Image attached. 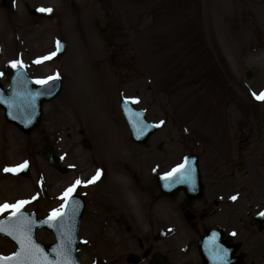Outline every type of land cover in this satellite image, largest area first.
<instances>
[{"label": "rangeland", "instance_id": "rangeland-1", "mask_svg": "<svg viewBox=\"0 0 264 264\" xmlns=\"http://www.w3.org/2000/svg\"><path fill=\"white\" fill-rule=\"evenodd\" d=\"M9 2L4 8L0 0V82L7 87L13 69L23 65L37 81L59 75L64 87L45 106L42 125L31 137L7 124L0 110V219L19 208L46 217L62 210L72 191L86 203L81 264H127L128 254L145 258L155 250L173 264H201L197 239L182 224L179 199H163L156 187L158 175L194 153L204 158L200 166L211 194L224 200L207 225L235 232L248 264H264V231L248 225V215H264V48L257 40L264 35V1ZM100 27L109 30L106 36ZM176 30L180 38L173 53L167 42L174 45ZM57 40L67 43L60 61L54 57ZM121 97L159 127L145 146L130 139ZM43 136L67 174L45 160ZM245 137L252 158L247 174L238 176ZM118 143L126 146L122 160L106 153ZM213 152L223 157L222 165L207 163ZM25 162L32 165L29 178L15 172ZM115 170L129 175L126 182L143 202L132 195L126 199L111 175ZM165 222L172 226L161 225ZM160 231L163 241L157 240ZM36 238L54 242L46 230H38ZM14 252L12 242L0 237V255Z\"/></svg>", "mask_w": 264, "mask_h": 264}, {"label": "water", "instance_id": "water-1", "mask_svg": "<svg viewBox=\"0 0 264 264\" xmlns=\"http://www.w3.org/2000/svg\"><path fill=\"white\" fill-rule=\"evenodd\" d=\"M7 6V0H3ZM36 15L35 12L31 11ZM66 46L58 43L57 57L64 55ZM251 78V73H248ZM62 90V81L54 78L48 82L36 85L31 80L24 68L14 70L10 79V87L5 92L0 83V108L4 110L7 122L17 126L26 135L35 131L41 123L43 105L56 99ZM121 109L132 139L138 144H144L153 135L157 127L148 123L143 111L135 109L128 100L122 99ZM85 147L89 142L84 143ZM46 159L49 163L65 172L60 167V160L55 151H46ZM30 166L27 164L19 171L24 176H29ZM158 187L166 196H174L183 190L188 196L199 197L202 193L197 159L187 157L185 162L176 168L171 174L158 178ZM85 209L82 198L71 196L66 203V210L44 220L38 219V212L33 214L19 211L0 221V234L9 237L18 247L15 255L9 258H1L0 264H80L77 258L79 246V223ZM252 223H258L263 229L264 222L261 217H255ZM36 228H45L51 231L56 238L54 245L46 246L38 244L35 240ZM221 230L215 229L200 238L199 249L204 264H238L239 259L234 258L237 248L227 249L222 242ZM137 264L133 256L128 259ZM157 263L167 264L166 260L157 256Z\"/></svg>", "mask_w": 264, "mask_h": 264}, {"label": "flooded vegetation", "instance_id": "flooded-vegetation-1", "mask_svg": "<svg viewBox=\"0 0 264 264\" xmlns=\"http://www.w3.org/2000/svg\"><path fill=\"white\" fill-rule=\"evenodd\" d=\"M247 141V140H246ZM241 156L243 157H249L250 155V149L248 148V145L241 151ZM211 190H209L207 193H205L200 201L197 202H191L188 203L185 196L181 194V200H179L178 206L182 211V216L184 218L183 224H185L194 234H197V232L200 229L205 228V222L208 219L209 215L215 213V211L221 207V202L217 201L213 192L211 194ZM210 194V195H209ZM191 211L193 212V219L189 220L187 218V212ZM201 216H204V219H201ZM165 226H169L170 223H164ZM247 262V256L245 258V263Z\"/></svg>", "mask_w": 264, "mask_h": 264}, {"label": "bare ground", "instance_id": "bare-ground-1", "mask_svg": "<svg viewBox=\"0 0 264 264\" xmlns=\"http://www.w3.org/2000/svg\"><path fill=\"white\" fill-rule=\"evenodd\" d=\"M56 6H57V4L55 2L54 8H57ZM173 36L176 37V41H175L174 45H173V42H170L169 41V43L167 42V46H168V48H169V50L171 52L175 53L176 52L175 44L178 42V39L180 38L179 37V33H178L177 30L176 31H173L172 37ZM125 149H126V146H123V145L119 144L116 148H112V149L107 150L106 153L108 155H110L111 153L114 152L115 154H117L118 158L122 160L123 158H125V156L123 155L124 154L123 152H124ZM111 175L113 176V178H115L117 184L120 187L123 188L122 192H123V195L126 196V199L128 198L129 195H132V198L138 199L140 202H143L144 201L143 198L139 195L137 189L134 190V188H132V186H130L126 182L127 177H129V175L127 173H124V172H122L120 170H115V171H113V173H111ZM120 198H122V197H120ZM134 210H136V208H134Z\"/></svg>", "mask_w": 264, "mask_h": 264}]
</instances>
